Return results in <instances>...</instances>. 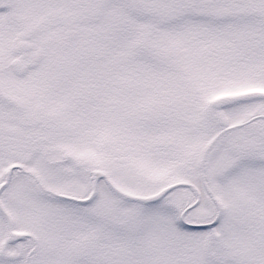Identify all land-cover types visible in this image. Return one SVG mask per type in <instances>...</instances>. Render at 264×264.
Returning a JSON list of instances; mask_svg holds the SVG:
<instances>
[{
  "label": "snow or ice",
  "instance_id": "obj_1",
  "mask_svg": "<svg viewBox=\"0 0 264 264\" xmlns=\"http://www.w3.org/2000/svg\"><path fill=\"white\" fill-rule=\"evenodd\" d=\"M0 264H264V0H0Z\"/></svg>",
  "mask_w": 264,
  "mask_h": 264
}]
</instances>
